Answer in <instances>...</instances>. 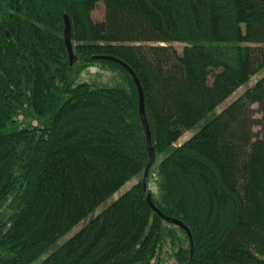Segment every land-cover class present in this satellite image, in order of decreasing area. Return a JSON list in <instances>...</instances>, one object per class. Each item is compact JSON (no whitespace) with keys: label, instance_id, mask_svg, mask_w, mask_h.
Listing matches in <instances>:
<instances>
[{"label":"trees","instance_id":"1","mask_svg":"<svg viewBox=\"0 0 264 264\" xmlns=\"http://www.w3.org/2000/svg\"><path fill=\"white\" fill-rule=\"evenodd\" d=\"M93 63L119 85L73 84ZM121 64L162 155L144 190L137 91ZM263 67L264 0H0V264L31 263L133 177L37 264H264V73L246 85ZM20 110L42 125L20 127Z\"/></svg>","mask_w":264,"mask_h":264},{"label":"rangeland","instance_id":"2","mask_svg":"<svg viewBox=\"0 0 264 264\" xmlns=\"http://www.w3.org/2000/svg\"><path fill=\"white\" fill-rule=\"evenodd\" d=\"M103 14V7L100 2H98L95 9H93L91 15L93 19H101ZM174 47H176L178 50L181 47V44L179 43H172ZM264 73V67L261 68L255 75H253L246 85H250L259 75ZM79 82H86L91 84L94 87H115L118 86L120 83V79L118 77V74L114 70L110 69H104L98 66V63H93L87 67H85L81 72H79L74 78H73V84L79 83ZM244 86H240L237 88V90L231 95L233 97L235 94L239 93ZM229 98H226L223 100L221 105L216 108L215 111H218L219 108L227 103ZM213 112L206 114L203 118H201L190 130L184 131L182 135L176 140L175 144H178L182 142L184 139H186L191 132L197 130L206 120H208ZM20 127H38L42 125L43 120L39 116H36L32 110H20L12 117ZM162 155L157 156L153 160L152 164V170L156 166L159 158ZM151 170V171H152ZM138 180V177H133L126 182H124L117 190H115L111 195H109L104 201H102L98 206L95 208V210L89 214H87L85 217L80 219L77 223H75L68 231L63 233L60 237L57 238V240L51 245L49 249L41 253L37 258H35L31 263L29 264H37L43 257H45L52 249L60 245L64 240H66L68 237H70L73 233H75L79 228H81L97 211L104 208L107 204H109L112 200H114L118 195H120L124 190H126L130 185L135 183ZM148 188L151 192V195L153 199L159 198V190L157 186V181L154 177H150L148 180Z\"/></svg>","mask_w":264,"mask_h":264},{"label":"water","instance_id":"3","mask_svg":"<svg viewBox=\"0 0 264 264\" xmlns=\"http://www.w3.org/2000/svg\"><path fill=\"white\" fill-rule=\"evenodd\" d=\"M62 40H63V43H64V47L66 49V52H67V56H68V60L70 62L71 60V44H70V38H69V24L67 22V19L65 16H63V29H62ZM114 61H116L115 59H113ZM117 62V61H116ZM128 72L129 74L131 75L132 79H133V82L135 84V87H136V91H137V98H138V102H137V110H138V116H139V119L141 121V124H142V127H143V131H144V136H145V147H146V151H147V156H148V161L147 163L145 164L144 166V169H143V172H142V190L145 189L144 187V182L143 180L146 178L147 176V172L151 166V164L153 163V160H154V157H153V153H152V149H151V146H150V142H149V132H148V128H147V124H146V121H145V117H144V112H143V99H142V94H141V90H140V87H139V84H138V81L136 79V77L133 75V73L129 70V68H127L125 65L121 64ZM145 201L146 203L148 204V206L154 211L156 212L157 214L158 211L157 209L153 206V204L151 203L150 201V196L148 193H146L145 195ZM159 216L165 220V221H169L177 226H179L181 229H183L185 231V233L187 234V237H188V241H189V244L191 246V240H190V235H189V232L187 230V228L181 223L179 222L178 220L176 219H171V218H168V217H165L163 215H160Z\"/></svg>","mask_w":264,"mask_h":264}]
</instances>
